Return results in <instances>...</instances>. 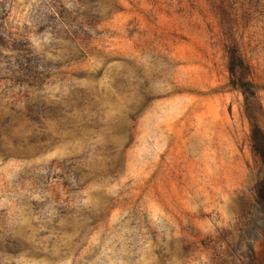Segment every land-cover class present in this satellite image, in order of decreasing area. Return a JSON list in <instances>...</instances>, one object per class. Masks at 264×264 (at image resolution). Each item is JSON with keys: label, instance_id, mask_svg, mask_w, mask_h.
<instances>
[{"label": "rangeland", "instance_id": "374dc122", "mask_svg": "<svg viewBox=\"0 0 264 264\" xmlns=\"http://www.w3.org/2000/svg\"><path fill=\"white\" fill-rule=\"evenodd\" d=\"M264 0H0V264H264Z\"/></svg>", "mask_w": 264, "mask_h": 264}, {"label": "trees", "instance_id": "16d2710c", "mask_svg": "<svg viewBox=\"0 0 264 264\" xmlns=\"http://www.w3.org/2000/svg\"><path fill=\"white\" fill-rule=\"evenodd\" d=\"M250 141L252 151L264 163V132L259 127L253 126L250 130Z\"/></svg>", "mask_w": 264, "mask_h": 264}]
</instances>
